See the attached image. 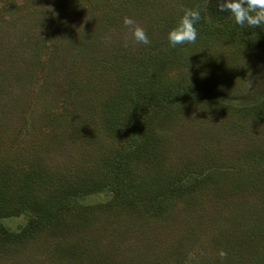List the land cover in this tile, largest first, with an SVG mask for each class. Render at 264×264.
Masks as SVG:
<instances>
[{"label":"rangeland","instance_id":"1","mask_svg":"<svg viewBox=\"0 0 264 264\" xmlns=\"http://www.w3.org/2000/svg\"><path fill=\"white\" fill-rule=\"evenodd\" d=\"M193 1L0 0L4 204L11 195L49 199L80 183L99 190L78 201L96 212L76 216L69 203L60 228L51 227L24 252L2 251L0 264H264V109L242 111L264 101V48L232 34L238 25L216 11V0H204L196 27L208 28L194 44L169 46L176 10ZM125 16L145 29L149 45L132 39ZM153 45L159 56L180 48L179 63L165 65L163 79L171 89L177 82L193 89L168 120L163 162L138 169L137 179L156 187L175 176L204 178L190 202L175 199L161 214L153 204L148 211L109 207L114 194L106 184L117 142L105 106ZM28 219L23 213L0 224L20 232ZM59 247L75 252L60 257L52 253Z\"/></svg>","mask_w":264,"mask_h":264},{"label":"trees","instance_id":"2","mask_svg":"<svg viewBox=\"0 0 264 264\" xmlns=\"http://www.w3.org/2000/svg\"><path fill=\"white\" fill-rule=\"evenodd\" d=\"M204 3V0L199 3L195 0L189 2L188 6L189 8H199L200 11L203 9L204 14ZM176 14L173 17L175 19L177 17L178 22L179 17L182 15V10H176ZM174 18L169 17V28L174 23ZM203 28H208V25L200 24L197 27V32ZM246 29L237 26L234 30L231 27V33L234 34V31H236L240 34V37L245 34L244 42L251 45L254 49L264 48V37L261 39L260 35L261 33L264 36V32L257 28L246 27ZM145 56L138 62L137 74L131 78L128 77L125 80L126 83L120 84L119 95L108 102L109 104L105 106L104 110L105 117L110 123L107 126L110 135L117 142V148L111 153L108 162V167L111 169L108 174H111L112 177L110 179L111 182L107 181L106 184H108L109 190L114 194L108 206L116 210L143 207L148 211L153 207L151 205L153 204L155 207L152 210L161 214L163 210L169 207L168 204L175 199L177 201L187 199V202H190L192 199L191 195L196 188L202 186L204 178L199 182L195 178L196 175L191 174L187 182L175 176L171 177L175 179L169 181L168 184H156L157 188L148 181L144 182V179H137L138 169L142 170L145 166L163 162V151L167 145L169 131V129L167 130L169 128L168 120H172L174 113L179 112L183 105L186 106L184 104L186 98L191 95L193 89L191 85L183 86V83L180 85L178 82L171 89L172 84L168 81L165 82L163 79L166 76L161 71L163 67L169 62L173 65L179 63L180 60L178 61L177 59L182 57L179 47L173 51L166 49L165 55L159 56L153 45ZM196 72L201 73V76L206 79L213 78L205 70ZM208 93L209 91L205 92V94ZM125 106L128 107L126 113H124V110H126ZM263 109L264 101L256 107L245 108L242 111L248 115L252 111L261 113ZM179 115L182 116L181 113ZM253 153L255 152H250L252 156ZM2 173H0V177H2ZM37 174L40 173L35 172V176ZM85 185L80 183L73 186L72 189L64 188L49 199L35 197V200L32 201L27 196H20V199L15 201L13 198L16 197L11 195L8 197L7 204H4L6 198L3 194L6 193V187L1 185L0 219L15 215L21 216L23 213H29V219L20 232H13L0 224V253L2 251L8 252L11 249L15 252H24L32 243L39 240L38 238L42 234L50 231L51 227L60 228L59 224L61 225V221L65 220L61 216L71 202L76 204V216L83 217L96 212V206L94 205H78L79 199L99 191L96 189L97 185L90 187ZM10 201L14 204L10 205ZM11 206L16 210L15 212L7 210ZM71 218H75V216L73 215ZM74 252L73 248L66 249L64 252L62 247H59L54 249L52 253L70 259Z\"/></svg>","mask_w":264,"mask_h":264},{"label":"clouds","instance_id":"3","mask_svg":"<svg viewBox=\"0 0 264 264\" xmlns=\"http://www.w3.org/2000/svg\"><path fill=\"white\" fill-rule=\"evenodd\" d=\"M209 2L210 0H207V5ZM216 11L227 12L228 18H231L240 27H264V0H216ZM200 20L201 11L199 8L182 9V15L178 22L167 32L166 39L169 46L194 44L198 37L196 25ZM122 23L130 30L131 37L137 44L149 45L150 41L145 29L136 21L125 16ZM219 255L224 257L226 253L221 250Z\"/></svg>","mask_w":264,"mask_h":264}]
</instances>
